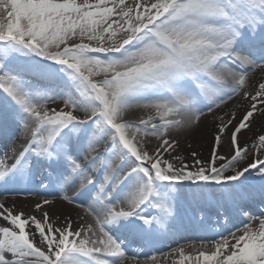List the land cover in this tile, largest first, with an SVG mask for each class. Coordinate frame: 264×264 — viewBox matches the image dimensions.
<instances>
[{"label": "snow or ice", "instance_id": "1", "mask_svg": "<svg viewBox=\"0 0 264 264\" xmlns=\"http://www.w3.org/2000/svg\"><path fill=\"white\" fill-rule=\"evenodd\" d=\"M0 112V264H264V0H0Z\"/></svg>", "mask_w": 264, "mask_h": 264}, {"label": "bare ground", "instance_id": "2", "mask_svg": "<svg viewBox=\"0 0 264 264\" xmlns=\"http://www.w3.org/2000/svg\"><path fill=\"white\" fill-rule=\"evenodd\" d=\"M239 99V98H237ZM247 102H245L246 104ZM136 112H138L139 110H134ZM240 114H242V110L241 113L237 114V120L240 119ZM11 117L9 114L4 113V112H0V128H3L4 130H10L11 128ZM245 135H251L253 137L257 136L258 134H260L261 132H264V127H262V123L261 120L259 119V114H257V118L254 120V122L252 123V129L251 132L249 133L248 130H243ZM153 141V145L155 144V138H150ZM17 143H20V141H17ZM193 150H197L199 152L202 153V157H198V158H202V159H208L209 156V151H208V145L207 143H197L195 140L192 141V147H188L187 143L183 142L180 145L179 148V152L180 155L186 159L187 162H191V158L188 156V153H190ZM167 158V156H166ZM42 179V177H37V183L39 182V180ZM0 191H3L2 188H0ZM0 202H4L8 205H13L14 204V211H23L25 214L28 215H36L39 218V213L34 211V205L37 203L42 202V197L38 196V195H18V196H11L9 195L8 197L4 198V197H0ZM71 206H68L64 203H62L61 201L57 200L55 202V206H45V208H48L49 211H55L58 213H64L65 209L70 208ZM192 210H190L191 212ZM206 211H211V209H206ZM213 218V217H212ZM73 221H78V217L76 216L75 213H73ZM63 222V215H61L60 219L57 220V223H62ZM5 222L0 219V225H3ZM78 226V223L74 222L73 223V228H76ZM29 231H32L31 226L28 229ZM197 231L196 230H188L186 232L183 233L184 237L186 240L189 241H197L202 237H209L214 235V233H210L208 232L207 235L204 236H197L195 233ZM183 242V241H182ZM158 248L161 251H167V245H159ZM152 252H156L157 250L154 248L151 250ZM186 253L187 254H193L191 249H186ZM178 259V257H176ZM159 260L160 257L158 255V264H159ZM187 264V262H186Z\"/></svg>", "mask_w": 264, "mask_h": 264}, {"label": "rangeland", "instance_id": "3", "mask_svg": "<svg viewBox=\"0 0 264 264\" xmlns=\"http://www.w3.org/2000/svg\"><path fill=\"white\" fill-rule=\"evenodd\" d=\"M78 2H80V0H78ZM91 2H95V0H91ZM128 3H132L133 0H127Z\"/></svg>", "mask_w": 264, "mask_h": 264}]
</instances>
